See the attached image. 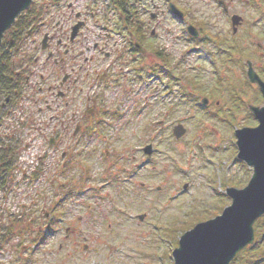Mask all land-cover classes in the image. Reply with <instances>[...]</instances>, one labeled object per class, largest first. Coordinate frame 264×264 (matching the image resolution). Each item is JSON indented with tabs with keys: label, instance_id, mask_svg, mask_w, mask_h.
Listing matches in <instances>:
<instances>
[{
	"label": "rangeland",
	"instance_id": "obj_1",
	"mask_svg": "<svg viewBox=\"0 0 264 264\" xmlns=\"http://www.w3.org/2000/svg\"><path fill=\"white\" fill-rule=\"evenodd\" d=\"M47 1L32 10L48 18L54 14V21L44 24L51 31L64 11H44ZM111 1L64 0V6L77 3L66 27L82 13L87 27L80 42L105 44L110 54L80 72L82 104L75 99L64 104V117L76 116L81 123V137L72 136V124L63 146L52 150L48 140L54 132L44 137L42 128L53 112L47 113L45 104L14 109V171L0 182V264H174L180 237L221 215L231 205L226 190L244 189L252 177V169L237 159L235 130L257 125L248 106L264 105L256 103L246 76L248 61L264 68V50L258 48L264 43V0H125L141 14L148 34L146 55L136 62L128 53L135 35ZM219 1L232 3L230 15L244 18L237 35ZM170 3L185 14L183 20L169 10ZM190 24L201 28L199 39L188 35ZM40 31L33 38L39 42L45 28ZM24 45L16 58L29 50L30 57H46L41 51L32 55L30 41ZM158 53L173 60L172 85L151 72L163 64ZM107 70L105 85L95 86L93 79ZM93 95L99 104L90 101ZM204 98L210 100L207 107L200 104ZM178 125L187 131L180 139L173 134ZM148 145L149 156L142 152ZM54 150L58 159L64 151L78 156L79 167L66 168L59 178L60 170L47 169ZM254 231V244L232 264H264V217Z\"/></svg>",
	"mask_w": 264,
	"mask_h": 264
},
{
	"label": "flooded vegetation",
	"instance_id": "obj_2",
	"mask_svg": "<svg viewBox=\"0 0 264 264\" xmlns=\"http://www.w3.org/2000/svg\"><path fill=\"white\" fill-rule=\"evenodd\" d=\"M39 2L42 0H34L29 11L23 13L19 19L21 20L20 26L17 28L16 24L14 28L7 31L4 35L2 44L0 46V66L5 63L3 59H7L8 68H0V182L3 183L4 177H6L10 172L14 171V145L16 146L17 140L14 141V109L18 104H45V110L47 113L53 112L51 116H46L47 124L43 125L42 134L45 137V133L48 130H52L54 133L50 135L48 144L52 148L63 146V137L70 135L72 130V124H76L73 137H81L83 127L81 123L76 120V116L71 118L64 117L66 114L67 105L64 104H75L70 101L76 100L78 104L81 102V93L77 97L78 91H82L83 76L80 72L84 70V65L99 62V55H104V58H109V52H106L105 44L100 46L98 43L89 45H83L80 42V37H82L83 30L87 27L85 17L82 13L78 12L74 15V23L69 27L67 23L72 20V14L74 12L73 7L77 3L70 4L69 6H64V0H48L44 11H50L52 7L56 11H64L61 15V24L53 26L51 31L44 24L54 21V14L51 17H45L38 15H33V7L39 6ZM61 3V4H60ZM256 7H263L260 3L253 2ZM228 6V7H227ZM224 13L230 16L231 26L234 35H237L239 30L244 27L245 20L241 16L240 22L236 26L233 25V16L230 15V9L232 3L227 5ZM66 7L70 11L69 19L66 16ZM73 10V11H72ZM45 13H43L44 15ZM141 15V14H140ZM32 18L26 23L27 19ZM31 21V23H30ZM17 23V22H16ZM30 23V24H29ZM63 23V25H62ZM263 23V22H262ZM28 28L25 30V28ZM80 25L79 29L76 31V26ZM264 25V23L262 24ZM22 26L24 30L22 31ZM40 28H45V33L43 35V40L41 42L34 40L33 38L41 34ZM253 27L252 29H254ZM143 29V28H142ZM198 34L202 36L201 28ZM144 30V29H143ZM76 32V34H75ZM145 32V30H144ZM75 34V36H73ZM264 35V33H262ZM154 35V33H153ZM255 37V36H254ZM193 39V38H192ZM195 40V39H193ZM192 40V41H193ZM25 41L31 42L32 55L34 52H43L46 57H30V50L22 58H16L19 52L20 46L25 47ZM30 47V46H29ZM259 50H264V43L258 44ZM195 49V48H194ZM192 49L193 51H195ZM28 50V49H27ZM2 51V52H1ZM11 52V53H9ZM9 53V54H8ZM8 54V55H7ZM91 54V56H88ZM146 55V54H145ZM144 55V56H145ZM7 56V58H6ZM41 58H43L42 61ZM141 58V56H140ZM248 63V62H247ZM248 65V64H247ZM44 66H51L49 70H37V67L43 68ZM161 69L157 71L159 75H163L170 80L172 85L175 81V69L173 60L169 57L163 62ZM254 72L259 77V79L264 83V68L263 72L258 70V67L252 63ZM170 68V69H169ZM257 68V69H256ZM106 71V70H105ZM46 72V73H45ZM88 77L89 73L86 74ZM98 77V78H97ZM159 79V78H158ZM108 80V70L107 72H102L100 76H96L93 79L95 86H103ZM257 94V104H264V95L258 86V84H252ZM78 87L81 89L79 90ZM32 91V94H28V91ZM172 92V91H171ZM245 100V99H244ZM90 101L93 104H99L97 95L90 97ZM211 104L208 99V103ZM94 107L89 110L87 115L92 116ZM39 116L44 114L42 108L38 110ZM23 124V123H22ZM28 124V123H26ZM30 124V122H29ZM25 124H23L24 126ZM57 151H52V164L50 166L53 168V172L60 170L59 178L65 173L66 168L74 171L79 167L78 156L72 158V156L64 151L61 154V158H57ZM143 154H145L144 148L142 149ZM62 163V168L61 166ZM145 165V164H142ZM144 168L137 169L130 178L137 176L140 171ZM50 170V174L52 172ZM48 175L47 180L54 185L55 176ZM128 180V179H127ZM67 237H69L67 235Z\"/></svg>",
	"mask_w": 264,
	"mask_h": 264
},
{
	"label": "water",
	"instance_id": "obj_3",
	"mask_svg": "<svg viewBox=\"0 0 264 264\" xmlns=\"http://www.w3.org/2000/svg\"><path fill=\"white\" fill-rule=\"evenodd\" d=\"M32 1L0 0V46L5 32ZM171 9L181 16L174 6ZM239 22V17H233L235 28ZM79 27L76 26V31ZM188 31L198 37L194 27H188ZM136 47L144 52L139 45ZM249 66L250 82L258 84L264 95V83L254 72L252 64ZM202 103L207 105L208 101L205 99ZM249 110L261 126L239 129L236 138L238 159L253 169L252 178L244 189H227L232 204L222 215L197 224L180 238L179 246L173 251L174 264H230L239 252L254 242V224L264 215V124L261 123L264 121V106H250ZM173 132L180 139L186 134V129L178 125ZM145 153H152L151 145L146 147Z\"/></svg>",
	"mask_w": 264,
	"mask_h": 264
},
{
	"label": "trees",
	"instance_id": "obj_4",
	"mask_svg": "<svg viewBox=\"0 0 264 264\" xmlns=\"http://www.w3.org/2000/svg\"><path fill=\"white\" fill-rule=\"evenodd\" d=\"M112 5L119 10L122 20H124L125 22H127L130 26V29L132 31V33L135 35V38L138 42H140L141 44H145L148 40V34L145 33L144 31H142V25L139 22V15L138 13L133 9L130 8V6L128 5V3L125 0H112ZM33 15H37L36 13H33L30 17H33ZM27 19L26 23L29 22V20H31L32 18ZM21 20L17 21L16 26L17 28L20 26ZM31 23V21H30ZM29 23V24H30ZM22 25V24H21ZM28 28V24L27 27L25 28V30ZM24 30V26H22V31ZM2 52V51H1ZM11 53V52H9ZM8 53V54H9ZM7 54V55H8ZM159 57L161 58L162 61L166 60V57L163 56L162 54L158 53ZM7 58V56H6ZM3 61L5 63H2V65L0 66V68L5 69L10 67L11 65L7 66L8 60L7 59H3ZM191 85H193L192 83H190ZM196 88V87H195Z\"/></svg>",
	"mask_w": 264,
	"mask_h": 264
},
{
	"label": "snow or ice",
	"instance_id": "obj_5",
	"mask_svg": "<svg viewBox=\"0 0 264 264\" xmlns=\"http://www.w3.org/2000/svg\"><path fill=\"white\" fill-rule=\"evenodd\" d=\"M262 124H264V121L261 122ZM261 125H255L254 127L259 128Z\"/></svg>",
	"mask_w": 264,
	"mask_h": 264
}]
</instances>
